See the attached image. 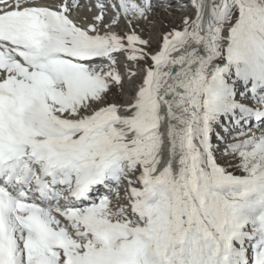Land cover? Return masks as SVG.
<instances>
[{
    "label": "snow or ice",
    "instance_id": "1",
    "mask_svg": "<svg viewBox=\"0 0 264 264\" xmlns=\"http://www.w3.org/2000/svg\"><path fill=\"white\" fill-rule=\"evenodd\" d=\"M191 6L0 0V264H264V0Z\"/></svg>",
    "mask_w": 264,
    "mask_h": 264
},
{
    "label": "rangeland",
    "instance_id": "2",
    "mask_svg": "<svg viewBox=\"0 0 264 264\" xmlns=\"http://www.w3.org/2000/svg\"><path fill=\"white\" fill-rule=\"evenodd\" d=\"M186 0H184L185 2ZM187 6H190V5H187ZM185 14H189V15H195V10L193 8H184L182 10H176L174 11L173 15H171L169 17V20L170 22L173 24V25H179L180 24V20L182 18V16H184ZM233 163H237V162H233ZM229 170H233L232 168H230Z\"/></svg>",
    "mask_w": 264,
    "mask_h": 264
},
{
    "label": "bare ground",
    "instance_id": "3",
    "mask_svg": "<svg viewBox=\"0 0 264 264\" xmlns=\"http://www.w3.org/2000/svg\"><path fill=\"white\" fill-rule=\"evenodd\" d=\"M186 1H188V0H186ZM84 2L87 3L88 0H84ZM187 4H188V3H187ZM83 14H88L89 16L91 15V13H82V15H83Z\"/></svg>",
    "mask_w": 264,
    "mask_h": 264
}]
</instances>
